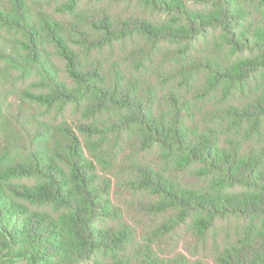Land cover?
<instances>
[{
  "label": "trees",
  "instance_id": "obj_1",
  "mask_svg": "<svg viewBox=\"0 0 264 264\" xmlns=\"http://www.w3.org/2000/svg\"><path fill=\"white\" fill-rule=\"evenodd\" d=\"M82 1L0 0V264H264V0Z\"/></svg>",
  "mask_w": 264,
  "mask_h": 264
},
{
  "label": "rangeland",
  "instance_id": "obj_2",
  "mask_svg": "<svg viewBox=\"0 0 264 264\" xmlns=\"http://www.w3.org/2000/svg\"><path fill=\"white\" fill-rule=\"evenodd\" d=\"M91 1H93V2H91ZM89 4L96 5L97 7L103 6L104 8H107L111 13H114V14H123V13H125V14L126 13H128V14L138 13L139 14L140 13V15H141V12L136 9L134 4L122 3V2H119L118 0H83L80 5L81 6L87 5L88 6ZM145 16H147V15H145ZM25 82H27V84H28L29 81L25 80ZM182 232H181V235H182Z\"/></svg>",
  "mask_w": 264,
  "mask_h": 264
}]
</instances>
